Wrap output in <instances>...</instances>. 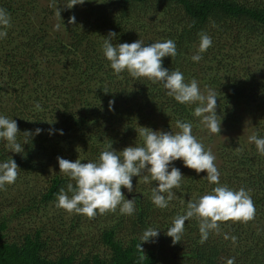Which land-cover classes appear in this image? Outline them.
Instances as JSON below:
<instances>
[{
  "label": "trees",
  "instance_id": "16d2710c",
  "mask_svg": "<svg viewBox=\"0 0 264 264\" xmlns=\"http://www.w3.org/2000/svg\"><path fill=\"white\" fill-rule=\"evenodd\" d=\"M67 3L0 0L11 17L0 38V115L16 120L24 148L13 153L0 140V163L11 156L20 168L16 181L0 189V264H227L230 258L234 264H264V155L249 142L254 133L264 137V0H85L57 16L56 8ZM73 15L75 25L68 23ZM110 31L117 34L114 44L173 40L177 55L164 57L163 67L179 70L185 82L197 80L202 93H217L220 134L193 115L196 104L177 102L162 84L127 71L116 74L102 47ZM201 32L212 45L194 62ZM177 120L192 123L205 150L217 137L248 130L217 145L213 154L221 184L250 190L252 221L219 222V234L211 232L200 243L194 217L173 244L166 235L173 219L186 212L189 200L216 187L206 172L197 174L182 159L169 167L184 178L164 209L151 201L157 183L135 176L133 192L121 189L126 199H136L130 216L118 208L90 219L57 207L59 190L70 182L57 157L97 161L109 143L118 152L142 144L140 126L175 133ZM37 128L42 131L25 144L23 132ZM149 227L160 232L154 242L141 243L142 253L137 246ZM92 228L96 240L88 245Z\"/></svg>",
  "mask_w": 264,
  "mask_h": 264
},
{
  "label": "clouds",
  "instance_id": "9594fccd",
  "mask_svg": "<svg viewBox=\"0 0 264 264\" xmlns=\"http://www.w3.org/2000/svg\"><path fill=\"white\" fill-rule=\"evenodd\" d=\"M85 0H68L63 8H56V15L61 17V11L71 9L75 5H82ZM69 24L75 25L76 18L71 16ZM11 26L10 14L0 8V38L7 35V28ZM59 29V25L55 26ZM198 53L192 56L194 62H199L212 45L211 37L201 32ZM117 37L115 32H109L103 41V54L110 62L111 68L116 74L127 71L136 79L146 78L153 84L160 83L167 90V95L173 97L181 104H196L193 115L199 117L200 123L212 134H220L222 116L217 115V93L207 89L202 93L197 80L185 82L183 73L179 70H169L163 67L164 57H175L177 45L167 39L148 45L139 39L132 43L114 44ZM108 92L106 89L104 90ZM113 100L109 101V110H112ZM36 110H41L39 103ZM179 131L164 132L153 131L150 128L140 126L139 137L142 144L125 147L122 151H116L109 143L99 155L97 161L81 163V159L74 162L57 157L60 173L69 177L67 190H59L57 207L69 213L86 215L93 219L97 214L115 212L118 208L121 214L132 215L136 211V199H126L121 191L126 188L133 192L132 178L139 177L143 183L152 181L157 186L151 190L152 203L164 209L175 198L173 189L181 187L184 178L176 167H169L173 161L183 160L185 167L193 169L197 174L206 172V179L216 187L212 191L199 197L197 200H189L186 212L177 215L172 226L167 229L166 235L172 238V243L180 242L185 231V222L197 218L199 222L200 243L207 241L209 234H219V222H243L247 223L255 218L256 208L250 195V190L240 188L233 190L226 184L220 183V172L215 164L216 157L211 149L205 150L204 145L192 134L191 122L176 121ZM42 130L37 128L34 133L24 131L25 144L27 139L38 135ZM20 133L16 120L0 115V140L7 142L6 146L13 153H23V146L17 142ZM61 134H63L61 132ZM249 142H254L258 152L264 155V137L252 134ZM19 166L10 156L0 163V189L6 184H13L18 178ZM74 181L75 183H72ZM71 194V195H69ZM160 230L147 228L140 237L138 249L144 253L141 243L154 242ZM229 237L225 235V239ZM231 240L236 241L232 236ZM143 258V257H141ZM227 264H234V258L227 260Z\"/></svg>",
  "mask_w": 264,
  "mask_h": 264
},
{
  "label": "rangeland",
  "instance_id": "374dc122",
  "mask_svg": "<svg viewBox=\"0 0 264 264\" xmlns=\"http://www.w3.org/2000/svg\"><path fill=\"white\" fill-rule=\"evenodd\" d=\"M244 133H246V134H248V130L247 129H243V130H238V131H236V132H232V133H230V134H225V135H223L221 138L220 137H217V138H215V140L212 142V144L210 145V147H209V149H211V151H212V153H214V151H215V147L217 146V145H219L220 143H230V141H231V139L232 140H236L238 137H240V136H244ZM92 230H93V228L91 229V237L90 238H87V243H88V245H90L91 244V240H92V238H94L95 239V232H93L92 233ZM96 240V239H95Z\"/></svg>",
  "mask_w": 264,
  "mask_h": 264
}]
</instances>
